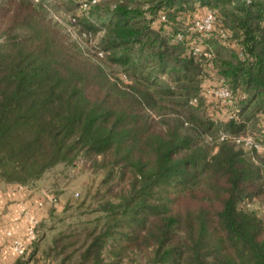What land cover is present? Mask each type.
Segmentation results:
<instances>
[{"label":"trees","instance_id":"1","mask_svg":"<svg viewBox=\"0 0 264 264\" xmlns=\"http://www.w3.org/2000/svg\"><path fill=\"white\" fill-rule=\"evenodd\" d=\"M70 1L103 31L94 50L49 0H0V181L80 160L104 173L92 220L38 222L18 264H264V218L245 207L264 192V149L236 140L264 129V0ZM208 9L213 28L195 29ZM208 75L233 93L225 118L187 108Z\"/></svg>","mask_w":264,"mask_h":264},{"label":"rangeland","instance_id":"2","mask_svg":"<svg viewBox=\"0 0 264 264\" xmlns=\"http://www.w3.org/2000/svg\"><path fill=\"white\" fill-rule=\"evenodd\" d=\"M111 1L112 0H101L103 4H108ZM49 2L52 4L51 10L54 14L55 20L60 22V25L70 32V35L74 39L84 44L86 43L88 47L94 50L95 45L101 41L103 31L101 29L99 30L95 24L90 23L83 17V15H81L82 12L80 8L77 7L75 2H71L70 0H49ZM74 16L77 17L76 21L73 19ZM92 16L100 22L101 16L103 15H100L99 11H93ZM83 28H90L95 33H92L90 37H85L83 35L84 33H82ZM109 66L116 74H120L121 68L118 64H110ZM210 76L212 75H208L204 81V87L207 89L217 86L220 83V80L216 78H210ZM205 95L206 96H201V100L199 101L200 103L197 105L189 104L187 107L188 110L195 114V116L199 117H204L205 114L208 116L207 114L210 112L211 115H214L218 118H225V112L228 110L227 108H223V101L220 99H215L214 97H211V95H207V93ZM183 103H185L184 97ZM221 109L224 110L221 112ZM214 110L218 111L219 114L217 112L214 113ZM220 122L217 123L219 126L217 125L216 127L218 130H224L225 127L223 124H220ZM263 130L264 129L260 128L259 126H254L250 128L246 134H251L256 139L257 137L264 139ZM216 148L217 147H215L214 150H216ZM258 154L264 157V152L259 153L254 151L256 160H258ZM103 178V171H95L91 169L86 163H84V161L80 160L76 167L59 164L52 170L44 173L39 179L32 183L35 186V191L53 194L59 197L60 203L58 206H53L52 208L61 209L58 210V213L53 215V218H51L49 224H61V226L64 227L66 224L88 222L92 220L94 215L85 212L88 209V206L91 204L88 200V193L91 192V194H94ZM245 207L257 210V214L264 218V212L262 210L264 207V192L255 202L249 206L245 205ZM144 261L145 259L142 256L138 262H133L131 264H140V262Z\"/></svg>","mask_w":264,"mask_h":264},{"label":"crops","instance_id":"3","mask_svg":"<svg viewBox=\"0 0 264 264\" xmlns=\"http://www.w3.org/2000/svg\"><path fill=\"white\" fill-rule=\"evenodd\" d=\"M59 203L54 205L46 193L35 191L33 183L21 185L0 181V264H18L21 256L13 248V240L20 238L29 248L31 240L27 234L33 220L50 223L52 207ZM54 231L47 229L46 236H52ZM28 257L30 252L24 258ZM33 263V259L27 262Z\"/></svg>","mask_w":264,"mask_h":264},{"label":"built area","instance_id":"4","mask_svg":"<svg viewBox=\"0 0 264 264\" xmlns=\"http://www.w3.org/2000/svg\"><path fill=\"white\" fill-rule=\"evenodd\" d=\"M81 8L86 9L88 7L87 2L81 1ZM92 2H95V0H92ZM216 12L214 10L208 9L206 11V13L199 19L196 20L195 22V29L199 30V31H203V32H208L210 31L216 21ZM84 36H91L92 33L88 32V31H84L83 32ZM179 37H182L181 34H179ZM193 53L194 54H198L201 53V47L200 46H196L193 49ZM99 54L102 55V52L99 51ZM207 94H214L215 96H217L218 98H220L223 101H231L232 97H233V93L232 91L227 87L226 84L221 83L220 85L211 88V89H207ZM196 98L192 100V102H195ZM227 134L222 133L221 138L226 137ZM236 140L240 143H242L244 146L248 147V148H256L258 150L260 149H264V144L257 142L255 137L251 134H245V135H240V136H236ZM78 194V193H77ZM49 200L53 203V204H57L59 202L58 198L53 195V194H47ZM263 212H264V207L262 208ZM38 222L36 220H33L32 222V226H30L29 230H28V238L30 240H34L37 238V232L35 229V226ZM13 248L15 249V251L18 254H24L25 251L27 250V246L25 245L24 241L20 238H15L13 240Z\"/></svg>","mask_w":264,"mask_h":264},{"label":"water","instance_id":"5","mask_svg":"<svg viewBox=\"0 0 264 264\" xmlns=\"http://www.w3.org/2000/svg\"><path fill=\"white\" fill-rule=\"evenodd\" d=\"M246 1H250V0H246Z\"/></svg>","mask_w":264,"mask_h":264}]
</instances>
